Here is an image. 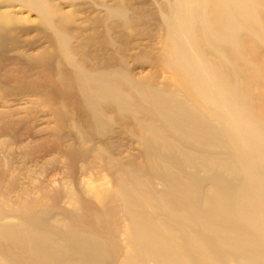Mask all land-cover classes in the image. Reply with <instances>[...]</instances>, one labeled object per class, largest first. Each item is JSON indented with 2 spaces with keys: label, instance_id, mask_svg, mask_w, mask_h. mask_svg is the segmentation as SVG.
I'll use <instances>...</instances> for the list:
<instances>
[{
  "label": "bare ground",
  "instance_id": "1",
  "mask_svg": "<svg viewBox=\"0 0 264 264\" xmlns=\"http://www.w3.org/2000/svg\"><path fill=\"white\" fill-rule=\"evenodd\" d=\"M158 1L130 17L124 0H99L82 64L72 16L20 1L48 17L32 58V26L0 9V97L44 102L61 153L37 187L0 156V264H264V0ZM4 116L0 150L16 127Z\"/></svg>",
  "mask_w": 264,
  "mask_h": 264
},
{
  "label": "rangeland",
  "instance_id": "2",
  "mask_svg": "<svg viewBox=\"0 0 264 264\" xmlns=\"http://www.w3.org/2000/svg\"><path fill=\"white\" fill-rule=\"evenodd\" d=\"M6 0H0L1 10H9L13 16L22 17L24 24L27 26H32V36L28 35L21 39L22 44H27L26 49H29L32 45V50L29 49L28 53H32V58L35 57L39 50L44 46L49 45L47 37L49 33V23L47 21V16H42L38 10L32 9L29 10L27 7H23L21 0L13 2L12 5H9ZM44 8H46V14L49 18L53 19L55 23L59 22L62 16H72V21L68 24V30L65 32L70 38V51L75 59L82 64L83 55L81 53V46L84 45V37L93 32V30L100 29V26L95 22V18L98 9L99 0H42ZM118 0H110L114 2ZM123 2V0H121ZM120 2V0H119ZM124 4L128 9V15L133 16L134 9L139 7V3L147 2L148 10L144 13L147 15L149 10L155 8L159 1L158 0H124ZM130 4V5H129ZM132 5V7H131ZM139 5V6H138ZM98 10V11H97ZM74 15V16H73ZM74 19V21H73ZM94 23V24H93ZM70 26V27H69ZM150 26V25H149ZM97 27V28H96ZM99 27V28H98ZM153 27V26H151ZM84 29V30H83ZM69 31V32H68ZM72 33V34H70ZM32 39V40H31ZM90 44V53L92 55L97 51V42L95 39L88 40ZM25 54V53H24ZM25 54V55H26ZM7 58L17 56L16 52H8L6 54ZM25 61V56H22ZM3 63V64H1ZM0 63V71L6 72V62ZM133 63V62H132ZM19 69L22 72L29 71L30 67L28 64L20 62ZM59 69L64 73L71 71V66L65 62H60L57 64ZM41 66H32V79L39 78L41 73H37V70ZM31 70V69H30ZM23 78V75H21ZM25 81L24 79H22ZM10 85H15V82L10 81ZM37 96H29L25 93H20L14 96H3L0 97V113L2 112L5 116L3 118L4 126L6 124L14 123L16 127L13 128L14 137L11 136L12 130L9 129L2 132L4 137L10 139L11 143H5L4 148L0 150V156H15V162L11 170L13 172H19L21 179L20 182L23 185H31L28 177H32V186L37 187L38 180L49 178L53 175L52 168L55 167L54 164L48 166L43 172L44 169L42 165L43 161L50 159L52 156H61L57 145L55 144V136L52 131V127L55 126L49 125V116L48 108L44 102L38 101L37 103L33 102L37 99ZM15 99V100H14ZM14 100V101H13ZM32 101V103H31ZM14 112H18L14 114ZM14 114V118L11 115ZM9 137V138H8ZM58 139V138H57ZM58 141H61L58 139ZM65 140H63L64 142ZM118 145L122 140H113ZM124 141V140H123ZM56 145V146H55ZM121 150L124 156H130L135 154L136 151L133 146H121ZM32 156H39L32 160ZM36 159L39 161L35 162ZM57 166H59L57 164ZM46 171V172H45ZM43 173L39 175V173ZM56 180L52 184L58 185L61 180L60 176H55ZM42 191V190H41ZM44 191V190H43ZM42 191V192H43ZM39 192H37L38 194ZM41 193V192H40ZM50 193V192H48ZM37 196V195H36ZM48 194H41L38 196L41 201H48Z\"/></svg>",
  "mask_w": 264,
  "mask_h": 264
}]
</instances>
